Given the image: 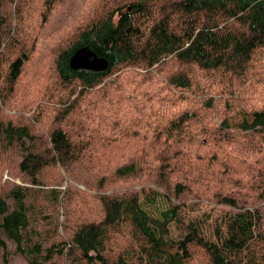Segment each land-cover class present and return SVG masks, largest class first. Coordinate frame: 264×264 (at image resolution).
Masks as SVG:
<instances>
[{
  "label": "trees",
  "instance_id": "16d2710c",
  "mask_svg": "<svg viewBox=\"0 0 264 264\" xmlns=\"http://www.w3.org/2000/svg\"><path fill=\"white\" fill-rule=\"evenodd\" d=\"M83 47L107 70H73ZM263 47L264 0H0V264L8 242L26 264H264V165L192 156L169 128H65L92 91L168 62L176 90H193L200 72L234 94ZM249 115L244 140L264 134V110ZM160 195L170 207L155 217L142 201Z\"/></svg>",
  "mask_w": 264,
  "mask_h": 264
},
{
  "label": "rangeland",
  "instance_id": "374dc122",
  "mask_svg": "<svg viewBox=\"0 0 264 264\" xmlns=\"http://www.w3.org/2000/svg\"><path fill=\"white\" fill-rule=\"evenodd\" d=\"M172 69V63L168 62L148 73L123 72L116 76L114 86L106 83L83 99L79 112L68 119L65 128L71 132L76 123H84L108 135L136 131L146 136L159 130L164 132V137L169 134L166 132L169 128L170 134L178 138L192 156L219 152L223 156L230 153L246 157L251 163L264 165V134L247 131L249 137L244 140L241 136L246 134L239 127L244 118L251 120L250 112L264 110V47L256 51L246 76L236 80L234 94L227 93L217 75L208 76L200 72L196 73L197 83L193 90H176L165 82ZM212 97L214 106L206 109L202 102ZM188 108L194 109L196 115L179 127L180 114ZM32 113L24 112L23 115L30 117ZM225 117H229L227 128L221 127ZM4 178H9L8 171ZM15 182L20 184L21 180L15 179ZM69 183L67 179L60 188L66 189ZM80 187L81 191L89 192L86 185ZM142 205L150 215L159 217L162 211L170 207V202L160 195L156 204L142 201ZM64 220V216H61V224ZM63 231L61 227L60 232ZM177 236L178 231L172 224L170 238L176 240ZM8 247L9 264H26L15 253L16 248L12 243L8 242Z\"/></svg>",
  "mask_w": 264,
  "mask_h": 264
},
{
  "label": "water",
  "instance_id": "95a60500",
  "mask_svg": "<svg viewBox=\"0 0 264 264\" xmlns=\"http://www.w3.org/2000/svg\"><path fill=\"white\" fill-rule=\"evenodd\" d=\"M70 66L73 70L85 69L102 72L107 70L109 64L106 59L98 57L89 47H83L73 55Z\"/></svg>",
  "mask_w": 264,
  "mask_h": 264
}]
</instances>
